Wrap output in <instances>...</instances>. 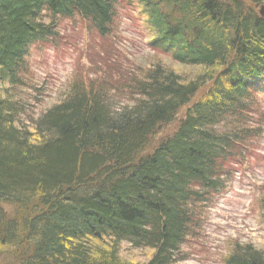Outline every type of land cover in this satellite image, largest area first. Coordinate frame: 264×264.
<instances>
[{"label": "trees", "instance_id": "obj_1", "mask_svg": "<svg viewBox=\"0 0 264 264\" xmlns=\"http://www.w3.org/2000/svg\"><path fill=\"white\" fill-rule=\"evenodd\" d=\"M121 1L0 0L2 264H127L122 242L153 250L145 264L182 262L191 205L217 190L222 163L256 136L245 115L264 90V19L255 8L264 0H126L146 17L151 51L201 72L185 81L150 67L131 82L126 104L114 100L116 89L74 81L32 131L24 127L25 106L8 88L22 84L30 47L56 35L54 19L78 16L107 36ZM225 264H264V250L236 245Z\"/></svg>", "mask_w": 264, "mask_h": 264}, {"label": "rangeland", "instance_id": "obj_2", "mask_svg": "<svg viewBox=\"0 0 264 264\" xmlns=\"http://www.w3.org/2000/svg\"><path fill=\"white\" fill-rule=\"evenodd\" d=\"M142 13L135 2L121 1L104 37L78 16L54 19L56 35L30 47L21 63L22 84L8 88L13 100L25 106L21 124L32 131V122L62 101L74 81L116 89L119 97L114 100L126 104L132 99L131 82L150 67L160 65L185 81L199 74L201 70L180 66L168 55L150 50L151 36ZM251 102L255 105L245 115L249 119L245 127L256 129V136L237 145L234 158L222 163L217 190H208L202 202L191 205L195 225L180 247L184 260L175 264H225L236 245L264 250V93L254 94ZM175 127L176 122L162 126L145 152ZM225 129L224 124L219 131ZM118 249L120 261L127 264H145L153 254L126 242Z\"/></svg>", "mask_w": 264, "mask_h": 264}, {"label": "water", "instance_id": "obj_3", "mask_svg": "<svg viewBox=\"0 0 264 264\" xmlns=\"http://www.w3.org/2000/svg\"><path fill=\"white\" fill-rule=\"evenodd\" d=\"M256 10H257V14L260 18L264 19V5L261 6H255Z\"/></svg>", "mask_w": 264, "mask_h": 264}, {"label": "bare ground", "instance_id": "obj_4", "mask_svg": "<svg viewBox=\"0 0 264 264\" xmlns=\"http://www.w3.org/2000/svg\"><path fill=\"white\" fill-rule=\"evenodd\" d=\"M123 1V0H122ZM125 2H127L128 3V5H130V2L129 1H126V0H124ZM118 5V4H117ZM117 5H116V7H117ZM116 7H115V12H116Z\"/></svg>", "mask_w": 264, "mask_h": 264}]
</instances>
